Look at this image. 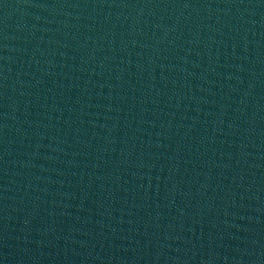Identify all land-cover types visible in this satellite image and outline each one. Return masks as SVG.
Listing matches in <instances>:
<instances>
[{"label": "water", "instance_id": "1", "mask_svg": "<svg viewBox=\"0 0 264 264\" xmlns=\"http://www.w3.org/2000/svg\"><path fill=\"white\" fill-rule=\"evenodd\" d=\"M0 264H264V0H0Z\"/></svg>", "mask_w": 264, "mask_h": 264}]
</instances>
